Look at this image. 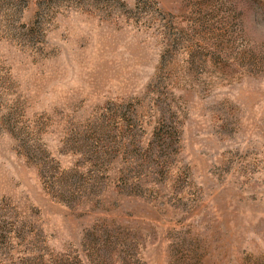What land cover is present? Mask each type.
Wrapping results in <instances>:
<instances>
[{"label":"rangeland","instance_id":"obj_1","mask_svg":"<svg viewBox=\"0 0 264 264\" xmlns=\"http://www.w3.org/2000/svg\"><path fill=\"white\" fill-rule=\"evenodd\" d=\"M0 264H264V0H0Z\"/></svg>","mask_w":264,"mask_h":264}]
</instances>
